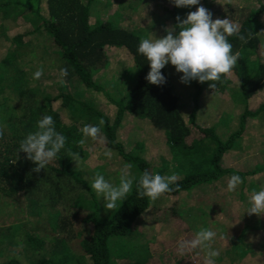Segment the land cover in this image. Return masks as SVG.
I'll return each mask as SVG.
<instances>
[{
	"label": "trees",
	"instance_id": "trees-1",
	"mask_svg": "<svg viewBox=\"0 0 264 264\" xmlns=\"http://www.w3.org/2000/svg\"><path fill=\"white\" fill-rule=\"evenodd\" d=\"M32 1L27 0L25 3L20 0L4 2L0 0L1 19L5 20L6 23L10 19L13 21L20 19L23 21V27L28 28L22 33L15 35L4 34L3 36L0 34L4 41L11 42L8 46H0V67L3 66L7 73L11 74L15 70L16 64L10 60L17 58L20 54L23 56L28 52L27 49L39 50L41 43L36 42L35 39L36 35H39L51 43L52 55H57L55 59L59 61L58 65L61 66V69H68L71 77L75 75L76 85H84L87 90L92 89L102 93L104 102L116 108L115 117L112 118L109 113L102 109H100L101 111L97 109V111L92 104H85L91 113H96L94 117L103 121L101 132H104L103 140L97 137L95 139L96 146L94 143L92 144V146L97 148L98 155L96 157L99 161L91 164V167L87 163L86 169H95V171L91 169L95 174H103L109 182L115 181V183H118L120 173L117 171L119 170L104 155L106 150L114 149L118 151V153H115V157L120 156L125 161L134 163V166L130 168L132 171L130 175L138 179L145 170L153 175L157 174L155 167H152L149 161L144 158L131 157V154H125L123 149H121L123 146L119 142V133L120 129L125 126L123 121L127 115L130 117L134 116L135 122L139 124L140 122L149 124L152 128L164 132L167 137V139L166 137L164 139L173 146L171 151H176L175 160L173 161L174 156L172 155L173 158L168 160V162L175 165V171L180 173L181 179L174 182L171 185L172 190L162 194V196L169 195L172 192H176V195L184 191L197 192L200 188L206 186L208 189V196L205 200L206 205L209 207L216 205L217 210L223 209L225 206V209L228 210L226 207L231 206V201L228 197L219 196L217 190L211 192L209 189L212 188V185L220 184L219 181H211L216 177L223 176H226V179H230L233 175H239L243 180V177L264 173V163L261 166L258 165V169L252 173L240 172L233 168H224L227 162L226 156L233 150L236 137L243 134L246 123H252V126H249V132L252 135L256 134L253 131V127L256 125L257 116L262 114L259 123L264 125V103H259L257 106L254 104V100L264 91V22L261 21V18L264 17V5H261L259 9L247 12L245 7L231 6L228 0L224 2L223 0L218 2L215 0H200V5L192 6L191 8L176 7L174 4L172 8H165L168 18H170L167 24L169 23L170 26L174 27L177 25V17H180L181 20L186 19L190 11H195L197 7L203 6L212 13L213 19H229L236 24L239 27L240 34L245 37L243 41L238 39L237 36L228 38L233 45V52L239 53V60L231 71V76H233L231 82L234 85L231 84L228 90L234 92L238 102L243 99L245 102L239 131L230 135L226 142H222L213 130H211L212 132L210 131V128L203 129L197 126L200 130L201 138H195L196 140L193 139L192 142H189V138L194 134L189 126V121H192L190 122L191 124H195L198 108L195 105L190 120L185 119L184 114L179 109V94L175 92V87L166 67L161 70L167 78L165 84L155 85L148 82L146 76L150 71V65L137 52L139 43L143 39L142 32L138 34L137 30L132 31L129 27L127 28L121 22L120 17L122 14L120 12L115 13L120 19L117 22L115 16L113 18L110 17L111 12L108 13L109 18H105L100 12H96L95 0H34L37 5H32ZM221 3L229 7V16L221 12L223 10L219 7ZM130 7L133 8L132 6ZM94 13L97 14V21L92 23L91 16ZM178 31L179 29L177 28ZM41 42L44 45V41L41 40ZM110 50H117L123 54L120 60V72L116 77L117 80H121L123 77L129 78L132 75L130 77L132 85L123 89L121 94L124 93V95H122L121 99L118 98L119 100L112 97L114 93L111 90H107V81L100 83L95 78L99 71H106L110 67ZM30 54L31 50L30 53L28 52L25 55L26 58H30ZM128 54L134 63L124 62L126 58H129ZM35 61L36 64L40 65L39 69L41 67L46 70L50 69L49 65L45 66V64H42V59L37 58ZM27 78L29 82L39 81V79L34 78V75H29ZM47 78L51 79L53 77L47 75ZM18 79L24 81L22 78ZM57 79L55 85L57 84V87L62 90L57 98L61 99L63 105L69 101L73 102L76 100L72 93L66 92L64 77L58 75ZM67 80H69L68 77ZM1 81L4 80L0 77V84H2ZM109 81H115V78ZM43 84V81L36 83V85L32 84L33 86L28 88L29 94L22 92L20 89V92L18 94L13 93L12 97L10 96V91L0 89V97H6L4 103H0V131H2V135H0V206L8 205V202L11 199L14 200L16 196L24 204L27 203L25 206L26 213H22V217L18 219H12V221L18 222V224H15L19 227L16 233L20 232L21 226L27 223L32 224L35 229L41 226L42 222L39 219L44 217L46 209L50 207L54 214L53 217H48V224L39 230L41 236L47 233L53 234L54 230L56 238L63 237L67 239L73 248L75 243H80L78 249H82L87 255L88 264H133L126 262V260H120L121 258L126 259L127 256H113L112 258L110 242L114 237L125 236L135 221L149 208L151 201L147 197H139L134 184L133 190L127 195L126 199L119 202L115 208L107 209L105 206L103 210L100 208L99 199L90 187L91 180L94 179L95 174L91 179L81 175V168L77 167L74 162L77 155L82 154L80 151H83L82 147L84 145L82 146L81 143L82 130L80 128L81 134L79 133L74 137L75 134L72 132L74 130L71 131V128L62 125L60 115L53 106L56 96H52L46 90H41L40 86ZM220 84V81L217 82L216 88H213V90L216 91ZM28 85L27 83L26 86ZM51 88L53 86L48 89ZM196 88L197 91L194 95L198 99L210 87L203 86L197 81ZM39 94L42 95L40 100L37 98ZM24 96L31 101L26 109L29 111L28 114L24 113L26 110L21 112L20 109L18 110L13 105V97L22 99ZM44 115L53 117L57 131L66 137V145L45 169L36 173L33 171L36 165L27 158L26 153L19 151V145L28 133L36 130L37 121ZM28 123L31 126L28 127L26 125ZM100 124L102 123L97 122L96 125L100 126ZM133 128L135 132L137 127L133 125ZM144 128L146 139L150 136L152 144L161 145L156 143L146 131V127ZM205 130L209 131L206 134L210 136L203 133ZM137 141L136 144L144 146V140ZM148 144L153 149L160 147L151 145L149 142ZM206 149L208 152L205 154L208 157H200L201 151ZM141 155L142 153L138 156ZM101 167H105L104 172L101 171ZM111 168L110 172L109 169ZM116 172V178H113V174ZM106 173L110 174V176H106ZM68 181L71 183L69 189L67 188ZM243 184L244 180L241 185ZM224 185L227 186L226 184ZM261 186H264V184ZM51 189L56 190L54 193L55 200L60 196L59 201H56L54 205L47 200L50 196L42 198L43 193ZM61 190H68V192L63 191L62 193ZM69 193L71 196H68ZM62 197L69 198L71 202L64 200ZM86 197L91 198V206H88L83 201ZM236 203L238 202H235V206L238 208L237 212L241 208ZM240 203H243V201ZM37 205L40 207L35 209ZM102 211L106 213L101 214ZM217 213L219 214L220 211ZM248 216L255 220L253 224H255L256 228L254 230L262 227H258L259 224H264L261 223L264 222L263 220L255 219L252 215ZM238 219L239 217L236 218V220ZM78 222L81 223L79 224ZM13 226L9 225L10 230ZM237 228H239V224L233 227V229ZM30 233L27 242L34 244L31 247L32 252H39L49 247L52 250V254L47 257L37 256L36 258V254H33L30 262L26 258L25 261L18 258H10L8 260L0 255V264L73 263V261L67 259V256L60 258V244L50 245V239L44 237L35 238L34 234L36 232ZM242 236L244 237L245 233ZM240 238L232 232L230 233V240L234 244L240 241ZM117 242V239L113 241V247L117 246ZM0 244H3L1 240ZM239 245L240 242L235 244L234 247ZM5 260L8 261L5 262Z\"/></svg>",
	"mask_w": 264,
	"mask_h": 264
},
{
	"label": "rangeland",
	"instance_id": "rangeland-1",
	"mask_svg": "<svg viewBox=\"0 0 264 264\" xmlns=\"http://www.w3.org/2000/svg\"><path fill=\"white\" fill-rule=\"evenodd\" d=\"M4 1L8 0H2V2ZM20 1L25 3L27 2V0ZM122 1L123 3L117 6L116 3L121 2L120 0H95L96 12H100V14L105 18H109L108 13L111 12L110 17L113 18V16H115L117 22L121 19V22L124 23L127 28L129 27L130 30H137L138 34H141L142 32L143 39L154 38V36L157 38L164 37L167 35L166 28L173 27L170 26L169 23L167 24L170 18H168V14L165 11V8L173 7L172 0ZM215 1L218 2L221 0ZM224 1L227 0H223V2ZM228 1L231 6H239L240 8L245 7L247 12L259 9L261 5H264V0ZM222 3L219 4V7L223 9L221 12L228 15L230 12L229 7L224 6ZM32 5H37V2L33 0ZM130 6L137 8H131ZM136 9H139V14L131 15L135 13ZM116 12H120L122 14L120 19H118L115 15ZM1 15L0 34L3 36L4 34L15 35L22 33L25 29H28L27 27H23L22 20L16 19L13 21L10 19L6 23L5 20L1 19ZM91 17V22L95 23L97 21V14L94 13ZM218 19L223 20V18ZM213 20L216 19L214 18ZM173 21L175 22L174 18ZM261 21L264 22V17L261 18ZM35 39L36 42L41 43L39 50L33 48L27 49L29 53L31 50L30 58H26L25 55H27V52L23 56L20 54L17 58L10 60L16 64V68L11 74H8L3 66L0 67V77L4 80L1 81L2 84H0V89L10 91L11 97L13 93L18 94L20 89L22 92L29 94L28 88L33 86L32 84L36 85V83L43 81L44 84L40 86L41 90H46L52 96H56V101L53 103L54 109L59 113L62 125L67 128H71V131H75H72L75 134L74 137H76L84 128L82 126H98L96 125L97 122H101V119L94 117L96 113H91L88 108H86L85 104H92L93 108L96 110L98 109L101 111L100 109H102L103 111L109 113L112 118L115 117L116 108L104 102L102 93L95 90L93 91L92 89L87 90L84 85H76L74 79L75 75L71 77V73H68V75L64 77L66 81V92L72 93L76 100L73 102L69 101L67 104L63 105L61 99L57 98L62 90L57 87V84L55 85L58 80L57 76H61V66L58 65L59 61L55 59L57 55H52L53 50L51 51L50 42H47L39 35H36ZM41 40L44 41V45H42ZM9 43L11 42L4 41V38L0 36L1 47L8 46ZM128 56L129 58H126L124 62L127 61V63H134L129 54ZM122 57L123 54L121 52L117 50H110V67L106 71H99V73L95 76L100 83L107 81L108 88H106L108 91L111 90L114 93L112 95L114 99H121L122 95H124V93L121 94L123 89L132 85V79L130 78L132 75H130L129 78L123 77L121 80H117L116 78L120 72V60ZM37 58L42 59V64H45V66L49 65L50 69L48 68L49 70H46L43 67L39 69L40 65L36 64L35 61ZM166 68L171 76L175 92L179 94V109H181V112L184 113L185 119L190 120L195 105L198 108L195 118L196 123L191 124L190 122L192 121H189V126L191 127V130L194 131V134L188 140L189 142H192L195 138H201L199 133L200 130L197 126L203 129L210 128V131L213 130L222 142H226L230 135L239 131L245 102L244 99L241 102H238L237 97L234 96V92L228 90V87L231 84L234 85V83L231 82L233 79L231 72L225 78L221 79L220 87H218L216 91H214L213 88H209L205 90L197 99L194 95L197 91V81H192L190 84H184L180 80L182 73H177L175 67L171 64L167 65ZM37 71L42 72V75L38 78L39 81L29 82L27 77L29 75L33 76ZM47 75L53 78H47ZM67 77L69 80H67ZM18 78H22L24 81L19 80ZM114 78L115 81H109ZM27 83L29 84L28 86H26ZM201 84L203 86H209L210 82H204ZM48 85L53 86V88L48 89L50 87L49 86L47 88ZM80 94L82 95L80 96ZM37 98L39 100L42 99V95L39 94ZM13 99L14 107L18 110L20 109L21 112H24L31 102L27 97L25 98V96L22 99H16L15 97H13ZM4 100H6V97H0V103L3 104ZM254 101L255 106L259 103H264V91ZM24 113L28 114L29 111L26 110ZM134 118V116L130 117L126 115V118L123 121L125 126L120 131L119 135V140H121L119 142L123 146L121 149H123L125 154H131V157L144 158L149 161L152 167H155L154 169H156V173L163 176H171L175 174L177 177L176 181L180 180L181 175L175 171V165L168 162V160H171L173 156V161L176 157V151H171V147L173 146H171L167 141L164 142L165 140L160 142L161 145L152 144L149 138L150 136L146 139V132L144 128L146 127V124H141V122L139 124L135 122ZM261 118L262 114L257 116L256 125L253 127V131L256 133L254 135L249 132V126H252V123H246L243 134L236 137L233 150L226 156L227 162L225 163L224 168H233L240 172L252 173L258 169V165L261 166L264 163V125L259 123ZM26 125L28 127L31 126L30 123ZM102 125L103 123L98 126L101 131ZM133 125L137 127L135 132ZM138 127H140V129H138ZM101 131L98 134V137L103 140L104 132ZM206 132L209 131L205 130L203 133L210 136L209 134H206ZM159 135L162 138L166 137L162 131H159ZM81 137L84 141V143H82V146L84 145L82 147L83 151H80L82 154H78L74 162L77 167L81 168V175L91 179V177L95 174V169L91 168L94 171L86 169V164L88 163L91 167V164L99 161L96 157L98 155L97 148L92 146V144H95L96 142L91 137H84L83 134ZM141 139L145 142L144 146L142 144H136L138 142L137 140ZM207 140L209 141L210 139ZM148 142L151 145L165 146L166 148L153 149ZM214 143L216 144V142ZM111 150L113 157L110 161L112 165L117 167L119 170L117 171L118 173L121 172L126 164L130 165V168L134 166L133 162L125 161L123 158H120V156L115 157V153H118V151L114 149ZM206 152H208L207 149L202 150L200 157L202 156L207 158L208 156L205 154ZM141 153L142 155L138 156ZM104 168L105 167L100 168L102 172H104ZM130 168L128 171L131 174L132 171ZM111 170L112 168L109 169L110 172ZM117 172L113 174V178H116ZM105 175L110 176L108 173ZM225 179L226 176L214 178L211 182L219 181L220 184L212 185V188L209 190L211 192H215L217 190V194L219 196L229 198L231 206L226 207L228 210L225 209V206L223 209L217 210L216 205H212L211 207L206 205L205 200L208 196V189L206 186L200 188L197 192L184 191L177 195L176 192H172L169 195H161L156 200H150L151 202L149 203V208L146 209L135 221L130 231L125 236L112 238L110 242V252L112 258L113 256H127L126 259L121 258L120 260H126V262L133 264H264V224H259L258 227H262L254 230L256 228L255 224H253L255 223V220L248 216L252 215L255 219L264 221V214L257 215L245 212L249 208L248 197L252 191L257 190L262 184H264V173L243 177L244 184L239 185L237 191L235 192H229L227 190V186L224 184L227 185L230 179ZM224 180L225 182L222 183ZM111 183L115 184V181H112ZM62 186H64V184H62ZM70 186L71 183L68 181L67 188L69 189ZM55 191V189L47 190L43 193L42 198L50 196L47 200L54 205L56 201H59L60 197L58 196L55 200ZM63 191L68 192V190H61L62 193ZM68 196H71V194L69 193ZM62 198L71 202L69 198ZM98 199L100 208L103 210L105 201L103 198H101V200L100 198ZM83 201L88 204V206L92 205L91 198L86 197ZM242 201L243 203H240ZM235 202H238L236 205L241 208L237 212L236 210L238 208L235 206ZM26 205L27 203L24 204V202L16 196L14 200L11 199L8 202V205L4 204L0 206V240L3 243L0 244L1 256L8 260L10 258H18L25 261L26 258L29 262L32 260L31 255L33 254H36L35 258L37 256H50L52 254V250L51 248L49 249V247H46L39 252L31 251V247H33L34 244H29L27 242V238L31 234L30 232H36L34 234L35 238L44 237L50 239V245H54L55 243L57 245L60 244V258L67 256V259L73 261L72 264H88L86 259L87 255L82 251V249H78L80 243H75L73 248L67 239L63 237L56 238L54 235L55 231L52 228L50 229L53 230V234H48L46 232L47 234L41 236V232H39V230L43 229V227L48 224V217H53L54 214V211L50 207L46 209L44 217L39 219L40 222H42L41 226L35 229L32 224L27 223L26 225L21 226L20 232L16 233V230H18L19 227L15 224H18V222L12 221V219L22 217V213H26ZM39 207L40 206L37 205L35 206V209ZM218 211H220L219 214L217 213ZM104 213L106 212L102 211L101 214ZM238 217L239 219L236 220ZM78 223L80 224L81 222ZM237 224H239V228L233 229V227ZM9 225H14L11 230ZM200 228H210L217 233L216 239L212 244V247L219 252L217 256L208 257L206 255V250L200 246L195 248L189 246L183 250L181 249L180 245L183 242L195 239L196 232ZM231 232L237 237H241L240 241H237V243L240 242L239 246L234 247L237 243L234 244L233 241L230 240ZM243 233H245L244 237L242 236ZM115 239H117L118 242L117 246L113 247V241ZM8 260H5V262Z\"/></svg>",
	"mask_w": 264,
	"mask_h": 264
},
{
	"label": "clouds",
	"instance_id": "clouds-1",
	"mask_svg": "<svg viewBox=\"0 0 264 264\" xmlns=\"http://www.w3.org/2000/svg\"><path fill=\"white\" fill-rule=\"evenodd\" d=\"M172 3L176 7L191 8L200 5V0H172ZM177 21L176 26L166 28V36L161 38L154 36L140 41L137 52L150 65L146 79L151 84H165L167 78L161 70L171 64L177 73H182L180 77L182 83L210 82L209 87L216 88L217 82L226 77L239 60V53L233 52V45L228 38L237 36L243 41L245 37L240 34L239 27L229 19L213 20L212 13L203 6L190 11L186 19L181 20L177 17ZM41 75L42 72L37 71L34 73V78L38 79ZM60 75L66 77L68 69H61ZM100 131L98 126L85 125L82 134L86 138L91 137L95 140ZM81 143L84 141L82 140ZM65 145L66 137L57 131L53 117L44 115L37 121L36 130L28 133L21 140L19 151L27 154V158L36 165L33 171L39 173L58 156ZM104 155L111 159V150H106ZM129 168L130 165L126 164L121 170L118 183L109 182L100 173H96L91 181V190L100 200L104 199L107 209H113L119 202L124 201L133 190L134 184L139 197L156 200L162 194L171 191V185L177 179L175 174L153 175L147 170L137 179L130 175ZM242 183L243 180L239 175H233L227 184V190L235 192ZM248 204L249 208L245 212L264 214V186L252 191L248 197ZM216 236L214 230L200 228L196 232L195 239L183 242L180 247L183 250L189 246L192 248L200 246L206 250L208 257H215L219 254L218 250L212 247Z\"/></svg>",
	"mask_w": 264,
	"mask_h": 264
},
{
	"label": "crops",
	"instance_id": "crops-1",
	"mask_svg": "<svg viewBox=\"0 0 264 264\" xmlns=\"http://www.w3.org/2000/svg\"><path fill=\"white\" fill-rule=\"evenodd\" d=\"M121 2H117L116 4H117V6H119L121 3H123V1L122 0H120ZM133 8H137V7H133ZM140 9V8H139ZM139 9H136L135 10V13L134 14H131V15H138L139 14ZM171 75H172V73H171ZM184 114V113H183ZM195 123H196V120H195ZM141 124H145V123H141ZM77 126H78V122H77ZM82 127H84V126H82ZM123 129V128H122ZM122 129H120V131L122 130ZM146 131L152 136V139L156 142V143H160L161 141H163V140H165L164 138H162V137H160V135H159V131L158 130H156V129H154V128H152V126L151 125H149V124H146ZM194 132V131H193ZM119 135H120V133H119ZM119 141H121V140H119ZM164 142H166V140L164 141ZM159 148H166L165 146H160Z\"/></svg>",
	"mask_w": 264,
	"mask_h": 264
}]
</instances>
